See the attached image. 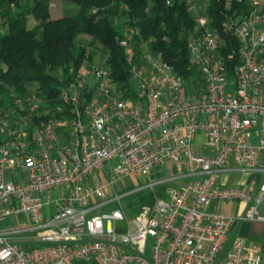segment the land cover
I'll use <instances>...</instances> for the list:
<instances>
[{"label":"built area","instance_id":"2783aa9c","mask_svg":"<svg viewBox=\"0 0 264 264\" xmlns=\"http://www.w3.org/2000/svg\"><path fill=\"white\" fill-rule=\"evenodd\" d=\"M182 1L195 23L186 43L196 80L186 84L126 26V86L105 53L64 84L51 114L21 97L0 112V222L34 223L0 230V264H261L258 248L228 237L239 221L264 220V0H216L226 12L217 26L209 0ZM199 135L210 154L193 155ZM233 172L261 179L223 186ZM128 179L147 182L130 189ZM58 187L68 195L45 196ZM153 188V207L129 215L124 201ZM222 203L246 208L211 209Z\"/></svg>","mask_w":264,"mask_h":264},{"label":"trees","instance_id":"16d2710c","mask_svg":"<svg viewBox=\"0 0 264 264\" xmlns=\"http://www.w3.org/2000/svg\"><path fill=\"white\" fill-rule=\"evenodd\" d=\"M53 1L74 5L75 12L59 20L51 19L49 5ZM209 1V16L217 26L226 12L216 0ZM170 4L165 0H0L5 7L1 14L5 30L0 32V61L5 67L0 70V112H6L4 103L11 95H29L28 84L35 83L37 87L30 95L39 105H34L33 112L47 110L51 114L60 105L61 88L77 75L84 62L87 47L76 40L86 35L90 38L88 46L99 44L108 54L113 79L126 86L130 74L119 45L126 26L137 27L144 40H152L151 50L159 53L186 84L196 80V66L189 58L186 43L187 33L194 29V19L182 0H172ZM29 17L35 23L32 28L28 27ZM119 17L124 21L118 22ZM230 42L236 46L234 40ZM58 70L64 72L63 80L55 76ZM147 193L139 198L136 213L143 206L153 207L159 192ZM71 264L98 263L92 260Z\"/></svg>","mask_w":264,"mask_h":264},{"label":"rangeland","instance_id":"374dc122","mask_svg":"<svg viewBox=\"0 0 264 264\" xmlns=\"http://www.w3.org/2000/svg\"><path fill=\"white\" fill-rule=\"evenodd\" d=\"M13 7V6H12ZM123 7L121 6V9ZM13 9V8H12ZM0 10L1 12L5 11V7L0 5ZM75 12V6L71 5V4H66L63 3L61 1H53L50 3L49 5V15L51 19H60L65 15H69ZM2 14V13H1ZM123 17H119L117 18L118 22H122L123 21ZM3 18L1 15L0 18V32H3L5 29L3 27L2 24ZM34 20L32 17L28 18V27L32 28L34 26ZM90 42V38L86 36L77 38L76 43L79 45H83L85 47H87V53H86V57L84 59V62L82 63V68L84 69H89V66H93L95 64H97L101 58L103 57L104 52L102 51L101 47L99 44H94L93 46H88V43ZM89 57H91V59H89ZM55 76L59 79V80H63L64 78V72L61 70L55 71ZM29 89H31L30 93H32L34 91V89L37 87V84L35 83H30L28 84ZM27 96H23L21 97L23 99V101L25 102V105L28 106V103H32V108L34 107V105H39V101L32 98L34 97L33 94ZM16 96L11 95V98L9 101H6L4 103L5 108H7L8 112H11L13 109V103L16 100ZM27 98V99H26ZM22 101V102H23ZM23 102V103H24ZM34 109V108H33ZM10 115H12V113H10ZM196 143L193 145L192 147V153L194 156H201V155H208L210 154V150L205 147V146H200L199 144H197V140L195 141ZM103 179L105 180V178L103 177ZM147 180L142 179L139 181L136 180H132V179H128L126 181L123 182V184L130 189H135L136 187H138V185H143L144 183H146ZM172 186H174L173 184H171ZM117 186H120L122 188V183H118ZM158 190V188H153V189H149V190H144L141 192H137L135 193L131 198L130 201H124V204L127 206V213L131 216L136 215V210H137V206H138V201L140 197H146L148 196L147 192L150 191H155ZM68 190L64 187H58L55 188L53 190H51L49 193H47L45 196H49L51 197L52 200L55 199H60L63 198L65 196L68 195ZM54 204V203H53ZM55 210H54V205H52V216L55 214ZM34 226V223L30 220V218L25 215V214H20V215H11L8 216L4 221L0 222V230L2 231H10V230H16V229H24V228H30ZM37 233V231H32L29 232L30 235H35ZM28 234V235H29ZM26 235V234H24Z\"/></svg>","mask_w":264,"mask_h":264},{"label":"crops","instance_id":"0c3cea01","mask_svg":"<svg viewBox=\"0 0 264 264\" xmlns=\"http://www.w3.org/2000/svg\"><path fill=\"white\" fill-rule=\"evenodd\" d=\"M204 139L201 135L197 137V144L203 146ZM263 163L262 159L260 160ZM230 166H234V162L230 160ZM252 179H261V175L255 173L233 172L224 174L220 177V183L223 186H242L249 183ZM246 206L241 203H222L218 204L215 209L224 215L239 216L244 213ZM259 213L264 217V199L259 205ZM234 237L244 240L245 247H256L261 256V264H264V220L263 221H239L233 227L229 237L228 244Z\"/></svg>","mask_w":264,"mask_h":264}]
</instances>
